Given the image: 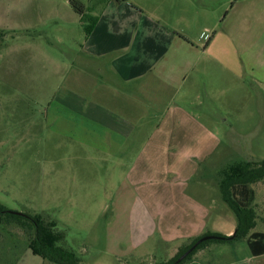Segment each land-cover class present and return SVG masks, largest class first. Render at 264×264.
<instances>
[{
  "label": "crops",
  "instance_id": "obj_1",
  "mask_svg": "<svg viewBox=\"0 0 264 264\" xmlns=\"http://www.w3.org/2000/svg\"><path fill=\"white\" fill-rule=\"evenodd\" d=\"M92 5L88 9L98 10V21L90 35L68 0H0V18H16L14 28L29 35L49 22L61 31L83 30L76 44L80 68L61 72L69 84L49 116L77 149L72 159H106L108 168L122 171L118 207L131 213L130 256H151L161 248L172 259L207 232L232 236L237 220L208 186L191 181L198 164L223 144L210 123L217 120L226 83L243 76L264 82V61L254 59L257 54L264 59V0H97ZM257 36L260 40L251 43ZM94 65L100 68L92 71ZM82 81L89 85L81 88ZM215 213L228 221L217 223ZM44 220L58 226L54 219ZM152 242L154 249L146 250ZM245 242L244 247L208 245L186 264H264V254L255 256Z\"/></svg>",
  "mask_w": 264,
  "mask_h": 264
},
{
  "label": "rangeland",
  "instance_id": "obj_2",
  "mask_svg": "<svg viewBox=\"0 0 264 264\" xmlns=\"http://www.w3.org/2000/svg\"><path fill=\"white\" fill-rule=\"evenodd\" d=\"M96 1L81 0L87 8ZM89 12L94 15L98 10ZM15 19L0 18V204L11 211L56 220L55 231L63 235L59 246L75 253L83 264L169 260L170 254L161 248L151 256L138 258L140 252L135 258L130 256L131 229L126 223L131 213L118 207L124 188L122 171L108 168L106 159H72L77 149L53 127L55 117L49 116V110L62 100L69 84L61 72L68 75L66 70L80 68L76 44L83 40V30L61 31L57 23L49 22L29 35L14 28ZM65 27L72 29L73 25L67 22ZM257 39L260 36L251 38V43ZM254 59L264 61L259 54ZM94 68L100 66H91L92 71ZM85 84L89 82L79 86ZM217 107V120L210 125L223 144L215 155L198 164L191 183L208 186L236 223L219 187L238 164L264 160V82L245 76L229 81ZM253 188L258 214L254 232H259L264 231V182ZM125 200L130 206L133 195L129 192ZM212 219L219 224L228 221L217 213ZM30 241L21 227L0 225V264H51L32 253ZM245 241L234 244L244 247ZM154 247L152 242L145 249Z\"/></svg>",
  "mask_w": 264,
  "mask_h": 264
},
{
  "label": "trees",
  "instance_id": "obj_3",
  "mask_svg": "<svg viewBox=\"0 0 264 264\" xmlns=\"http://www.w3.org/2000/svg\"><path fill=\"white\" fill-rule=\"evenodd\" d=\"M68 1L74 12L81 17L85 34L90 35L97 24V18L90 14V10L83 5L81 0ZM2 37L1 32L0 39ZM231 170L222 181L220 191L224 202L237 218L234 234L225 236L207 232L194 239L190 244L181 247L172 259L157 264H186L211 243L232 244L240 240L248 242L249 248L255 256L264 254V233H254L258 223V214L254 207L256 191L253 188V186L264 182V160L241 163ZM0 225L21 227L31 238L29 248L32 253L51 264H83L75 253L58 246V242L63 240V235L55 231L57 228L55 222H47L42 217L11 211L0 204ZM211 235L218 239L201 242L184 260L179 262V259L202 238Z\"/></svg>",
  "mask_w": 264,
  "mask_h": 264
},
{
  "label": "water",
  "instance_id": "obj_4",
  "mask_svg": "<svg viewBox=\"0 0 264 264\" xmlns=\"http://www.w3.org/2000/svg\"><path fill=\"white\" fill-rule=\"evenodd\" d=\"M214 239H218V237L216 236H206L204 238H202L194 247H192L189 251H187L180 259H179V262H181L182 260H184L194 249L195 247L200 244L201 242L203 241H208V240H214Z\"/></svg>",
  "mask_w": 264,
  "mask_h": 264
}]
</instances>
